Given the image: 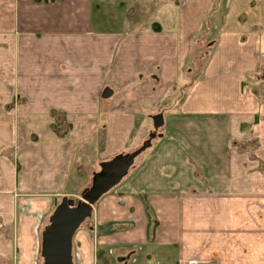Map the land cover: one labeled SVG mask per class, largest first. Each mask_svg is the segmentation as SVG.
I'll list each match as a JSON object with an SVG mask.
<instances>
[{"label":"crops","instance_id":"1","mask_svg":"<svg viewBox=\"0 0 264 264\" xmlns=\"http://www.w3.org/2000/svg\"><path fill=\"white\" fill-rule=\"evenodd\" d=\"M123 3L0 0V264H40L88 159L92 177L134 153L74 232L72 264H264V0L154 1L142 26ZM175 84L187 97L141 150L140 113Z\"/></svg>","mask_w":264,"mask_h":264},{"label":"water","instance_id":"2","mask_svg":"<svg viewBox=\"0 0 264 264\" xmlns=\"http://www.w3.org/2000/svg\"><path fill=\"white\" fill-rule=\"evenodd\" d=\"M112 94L109 87L101 93L102 98ZM152 126L157 130L164 123L162 113L152 115ZM155 132L149 136L154 138ZM161 135V134H158ZM134 154L118 156L100 164V170L94 172L91 185L81 194V198L64 197L49 216L41 237L42 264H72V236L80 224L91 216L93 204L121 178Z\"/></svg>","mask_w":264,"mask_h":264},{"label":"rangeland","instance_id":"3","mask_svg":"<svg viewBox=\"0 0 264 264\" xmlns=\"http://www.w3.org/2000/svg\"><path fill=\"white\" fill-rule=\"evenodd\" d=\"M122 1L124 2L123 8L126 9L125 14H124L126 16V18H129L130 20L135 21L133 23V25L142 26L148 20L152 19L156 13V12L153 13V11L151 9V5L148 3H152L154 5V1H155V3H159L160 1H164V0H122ZM142 1H145V2H142ZM220 11H221L220 4H217V5H215V7H213L211 13H213V17H214V15H219ZM211 24H212L211 32H214L217 28H219L220 22H213ZM128 26H129V24L127 26H124V27H128ZM202 31H204V26L202 28ZM199 33L197 35H199ZM203 33L204 32H202V35H203ZM201 48L202 47L199 48V47L194 46L190 49L192 51L190 53L189 60H187V62H183L179 68V71L181 73H184L185 70L193 68L194 70H192L193 72L191 73V77L193 75H195V76L197 75V73H198L197 70L200 69L202 64H204L205 55H206L205 52L203 50H201ZM187 81H189V80H187ZM189 88H190L189 84H187L186 86H183V87H179L178 85L175 84L169 90V92H167V94L163 97V99H160L154 105H150L148 107L146 106V108L143 110V112L140 113L138 125H137V128L135 129V135L132 139L133 140L132 142H134L135 140L140 138V144H142L143 142H150V141H153L156 143L158 141L157 135H155L154 138H150V136H149L152 132L156 133V131L152 127L151 116L155 113H159V112L162 113L163 118L165 120V124H164V126L160 127L159 130L157 129V132L158 131H159L158 133L164 132V128L166 127V123L168 121L169 115L171 114V112L177 111V109L176 110H172V109L175 106H179V104L183 102V100L187 97V92H188ZM18 98L20 99L19 93L15 94L14 101L16 102L18 100ZM142 115L143 116L146 115L147 117H143ZM53 129H54V131L59 132V135H60V133H61L60 131L63 129V127H54ZM93 134H94V136L88 142L89 144L95 142L96 141L95 139L97 137L99 138L102 134H105V130H104V128L97 127ZM35 138H36V134L31 133L29 136V140L34 141ZM3 155H4V158L8 159L9 161H12V146L5 148ZM94 156L95 155L91 156L88 159V162L86 164H84V168H83L82 172H80L77 176V181L83 182L84 185L87 182H90L91 176H89V174H88V168L87 167L93 163ZM93 166H94V168H96V167L100 168V164L98 166L97 165L96 166L93 165ZM90 183L86 186V188H88L90 186ZM73 198L75 199V201L77 199L81 198L80 192ZM39 259H40V257H38V260ZM41 260L42 259H40V261ZM8 264H11V263H8ZM36 264H39V262H37ZM40 264H42V261Z\"/></svg>","mask_w":264,"mask_h":264},{"label":"trees","instance_id":"4","mask_svg":"<svg viewBox=\"0 0 264 264\" xmlns=\"http://www.w3.org/2000/svg\"><path fill=\"white\" fill-rule=\"evenodd\" d=\"M63 131H64V130H61V131H60V132H61L60 134H62V133H63ZM58 133H59V132H58Z\"/></svg>","mask_w":264,"mask_h":264}]
</instances>
